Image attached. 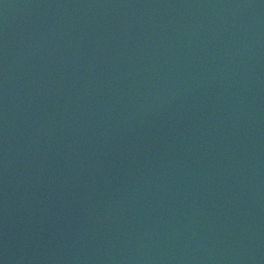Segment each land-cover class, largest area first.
Returning a JSON list of instances; mask_svg holds the SVG:
<instances>
[{
  "label": "water",
  "instance_id": "obj_1",
  "mask_svg": "<svg viewBox=\"0 0 264 264\" xmlns=\"http://www.w3.org/2000/svg\"><path fill=\"white\" fill-rule=\"evenodd\" d=\"M0 264H264V0H0Z\"/></svg>",
  "mask_w": 264,
  "mask_h": 264
}]
</instances>
